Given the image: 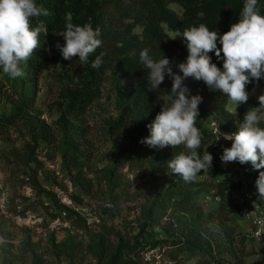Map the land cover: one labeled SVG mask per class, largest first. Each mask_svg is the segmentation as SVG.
I'll list each match as a JSON object with an SVG mask.
<instances>
[{
    "label": "trees",
    "instance_id": "16d2710c",
    "mask_svg": "<svg viewBox=\"0 0 264 264\" xmlns=\"http://www.w3.org/2000/svg\"><path fill=\"white\" fill-rule=\"evenodd\" d=\"M122 6L117 14L111 12L115 0H35L38 6L48 10L49 15L31 19L30 26L35 28L43 25L47 33H40V47L27 62L21 63L24 75L15 79L10 78V94L6 97L10 105V113L0 117V134H6L10 129L19 125L29 126L32 132L33 144L27 145L26 159L33 167L32 185L40 196L50 200L52 208L57 212L54 218L62 215L79 216L65 205L54 193L43 190L38 182V175L43 166L37 150L41 139L49 138V129L40 124L35 129L32 116L34 97L29 91L36 85L38 76L46 68L47 51L53 54L58 64L68 67L62 77L59 111L57 122L65 134L62 139L63 163L73 161L81 166L83 144L87 137L82 120L88 109L101 96L104 83L110 81L118 89L124 91V98H119L122 105L119 117L109 127L110 134L120 142H127L125 151L119 152L118 157L130 168L144 174L151 185L150 204L143 207L137 223L138 233L131 245H120L115 252L102 250L101 263L106 264H142L144 254L158 248H165L164 255L169 264H219L218 256L229 254L237 260L236 264H246L237 251L236 228H229L226 221L232 209L227 206L226 198L239 192L243 185L219 183L216 185L201 183L197 177L185 182L182 177L171 173L167 164L174 155L189 151L183 145L164 148H151L141 140L149 135V128L161 107H170L172 103V80L167 75L158 89H152L147 81V69L139 60V53L149 49V54L156 60L167 57L173 72L177 74V65L185 62L188 51L178 42L170 40L168 31L182 35L185 28L205 24L209 30L217 31L220 35L227 32L233 23L240 18L245 0H130ZM172 5H178L182 14H178ZM260 14L264 15V0H258ZM204 16L198 18L197 13ZM67 23L83 26L91 23L93 29L99 28L102 45L89 55L88 62L81 64L78 57L64 60L57 44L64 45L60 34ZM140 29L141 33L136 30ZM183 39V38H182ZM217 46L221 47L219 40ZM212 62L221 69L223 59H217L214 52L209 53ZM223 54L221 53V56ZM97 57L101 58L98 67H92ZM2 69V68H0ZM183 75V73H182ZM195 88L196 95L202 97L199 104V117L196 127L202 133L201 155L214 144L215 137L210 125L218 122L220 129L231 133L237 131L243 122L245 110L242 107L238 114L227 110L229 98L218 90H211L203 81L189 77ZM256 84H264V79L253 80L246 85L249 99L243 105H257L252 96ZM126 86H129L126 91ZM74 124H78L75 126ZM38 132V133H36ZM219 145L213 146V163L221 159L218 154ZM248 166L252 168L251 164ZM264 171V169H261ZM260 171V170H259ZM259 171H255L258 178ZM82 181V185H85ZM207 192L213 193L221 204L209 211L197 202V196ZM160 228L167 239H159L156 231ZM108 251V252H107Z\"/></svg>",
    "mask_w": 264,
    "mask_h": 264
},
{
    "label": "rangeland",
    "instance_id": "374dc122",
    "mask_svg": "<svg viewBox=\"0 0 264 264\" xmlns=\"http://www.w3.org/2000/svg\"><path fill=\"white\" fill-rule=\"evenodd\" d=\"M122 3L115 0L111 12L117 14ZM171 9L182 14L178 5H172ZM136 32L140 34L141 30ZM167 33L170 40L187 50L180 33ZM47 57L46 68L38 76L36 85L29 89L34 97L35 129L45 124L50 133L47 140L39 141L37 154L43 166L38 182L43 190L54 193L79 216L63 214L55 219L57 212L50 200L40 196L32 185L33 166L26 159L27 145L34 143L31 128L19 125L0 134V264H100L102 250L108 249L112 254L118 246L134 243L142 209L150 204L151 185L143 173L130 168L129 163L118 157L129 143L120 142L110 134L109 127L120 115L119 98H124L125 89H118L110 81L103 84L101 96L83 117L87 140L83 144L85 156L81 166L73 161L63 163L65 134L57 124L63 87V78L59 75H64L68 67L58 64L48 51ZM177 74L182 76L179 68ZM183 84L189 89V96L196 95L189 78L184 79ZM9 85L7 75L0 69V117L10 113L6 100L11 95ZM128 89L126 86V91ZM262 94L264 84H256L252 96L258 102L257 97ZM258 106L259 102L237 107L229 100L227 110L238 114L243 107L246 113ZM258 126L264 128V119ZM255 171L239 162L225 166L221 161L212 162L209 172L197 177V181L213 185L242 184L244 188H251L257 179ZM253 191L255 201L264 209V201L257 200L256 187ZM197 202L207 211L221 204L213 193L207 192L200 193ZM226 203L233 211L226 218L229 228L235 227L236 234L241 235L235 238L239 255L246 264H264V241L249 238L252 224L247 214L251 207L240 208L237 199L231 196L226 198ZM156 231L159 239L168 238L160 228ZM164 253L165 248L150 251L142 256V264H169ZM218 259L219 264L237 263L229 254H222Z\"/></svg>",
    "mask_w": 264,
    "mask_h": 264
},
{
    "label": "clouds",
    "instance_id": "9594fccd",
    "mask_svg": "<svg viewBox=\"0 0 264 264\" xmlns=\"http://www.w3.org/2000/svg\"><path fill=\"white\" fill-rule=\"evenodd\" d=\"M47 15L48 10L38 6L35 0H0V68L10 78L24 75L19 65L27 62L40 47V33H47L43 25L31 27V19ZM197 16L202 18L204 13L199 12ZM100 35V29H93L91 23L83 26L67 23L60 34L64 45L57 44V47L64 60L78 57L84 64L102 45ZM179 36L188 50L186 61L177 65L182 76L173 72L167 57L162 55L156 60L149 54V49L139 53L140 62L148 70L150 87L158 89L167 75L172 80L170 93L173 97L171 106H162L154 121L147 126L149 135L141 143L161 149L183 145L189 150L187 154L182 151L174 155L167 166L172 174L190 182L201 170L209 172L213 156L207 150L203 155L198 151L203 137L195 125L202 97L189 96V89L183 81L189 77L203 81L209 89L226 95L237 107L246 103L249 99L246 85L264 79V15L260 14L258 0H245L239 20L222 35L201 23L198 27L185 28ZM218 40L221 47L217 46ZM211 52L217 59H223L222 69L212 62ZM101 62L97 57L92 67H98ZM257 99L259 106L246 111L237 131L221 133L218 128L217 140L223 136V139L232 141L230 148L223 149L222 162L250 163L254 170L264 169V128L258 126L264 119V94ZM255 187L257 200L264 201V171H259Z\"/></svg>",
    "mask_w": 264,
    "mask_h": 264
},
{
    "label": "built area",
    "instance_id": "2783aa9c",
    "mask_svg": "<svg viewBox=\"0 0 264 264\" xmlns=\"http://www.w3.org/2000/svg\"><path fill=\"white\" fill-rule=\"evenodd\" d=\"M218 128L221 133H227L220 129L218 122H212L210 125V129L213 132V135L215 137L214 144L211 146L210 149L207 150L213 157L214 152L212 150L213 146L219 145L218 147V154H223L224 148H229V146L232 144V141L223 139V136L219 140H217L218 136ZM221 161V159L219 160ZM222 162V161H221ZM229 163L222 162V165L225 166ZM260 171H262L260 169ZM245 185H243L242 189L239 192H235L232 194V197H235L237 199V205L240 208H244L246 205H249L251 207L250 214L248 213L247 216H249V220H251L252 229L250 231L249 238L252 240H263L264 241V209L261 208V205H259L255 201L254 191L253 189L255 186H252L251 188H244ZM255 202V204H254ZM259 233V235H257Z\"/></svg>",
    "mask_w": 264,
    "mask_h": 264
}]
</instances>
